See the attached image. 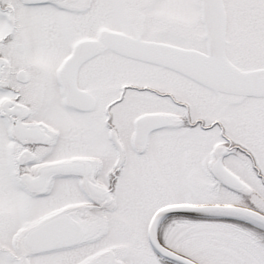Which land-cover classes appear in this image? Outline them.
Returning <instances> with one entry per match:
<instances>
[{
    "label": "snow or ice",
    "instance_id": "6c2138e0",
    "mask_svg": "<svg viewBox=\"0 0 264 264\" xmlns=\"http://www.w3.org/2000/svg\"><path fill=\"white\" fill-rule=\"evenodd\" d=\"M0 264H264V0H0Z\"/></svg>",
    "mask_w": 264,
    "mask_h": 264
}]
</instances>
